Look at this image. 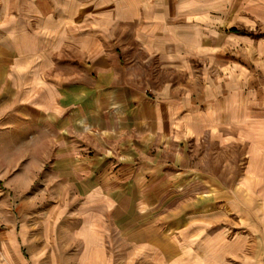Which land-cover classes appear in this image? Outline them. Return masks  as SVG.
<instances>
[{"label": "crops", "instance_id": "0c3cea01", "mask_svg": "<svg viewBox=\"0 0 264 264\" xmlns=\"http://www.w3.org/2000/svg\"><path fill=\"white\" fill-rule=\"evenodd\" d=\"M244 27L264 30V0H0V264L57 256L51 234L31 229L56 224L57 193L85 195L86 205L100 194L118 227L136 224L138 206L151 214L167 190L152 177L137 187L132 164L114 167L109 138L125 133L130 159L156 136L179 143L228 130V96L199 65L264 64V38L232 32ZM191 72L209 89H186ZM234 124L264 147V116ZM46 163L50 186L32 185ZM30 192L53 197L42 213H26ZM207 195L130 241L153 264H264V186L247 180ZM106 238L95 239L103 258Z\"/></svg>", "mask_w": 264, "mask_h": 264}, {"label": "rangeland", "instance_id": "374dc122", "mask_svg": "<svg viewBox=\"0 0 264 264\" xmlns=\"http://www.w3.org/2000/svg\"><path fill=\"white\" fill-rule=\"evenodd\" d=\"M232 32L248 35L254 41L264 38V30L260 28L244 27L240 30L233 28ZM230 54L228 51V58ZM233 60L228 59L227 71H224L221 65H206V62L199 65L201 69L204 68L206 78L213 82L217 81L216 84L220 85L223 93L228 96V130L212 132L203 130L200 136L188 135L184 142L179 143L173 140L166 142L156 136L146 155H131L130 159L122 149L126 141L123 137L126 136L125 133L108 139L110 144L106 145L105 153L110 158L111 164L114 167L128 163L134 165L138 169L136 171L140 173L136 178L137 187L143 184L145 186V182L154 180V185L158 189L162 186L168 191L165 192L163 200L149 211L151 214L145 218L144 208L138 206L136 210L130 211L131 217L138 219L136 224L129 226L125 218H121L118 227L113 221L116 214L113 215L112 211L96 203L100 194L90 196L86 205L85 195L57 193L56 224L51 227L39 225L31 228L36 233L51 234L49 243L57 256L52 259L41 258L37 264L51 262L52 264H153L143 249L140 250L138 244L130 241L134 235L144 232L146 228L144 225L150 220L160 217L167 209L175 210L177 207H184L183 205L189 207L199 197L202 202L208 201L209 191L213 193L223 187H237L247 180L249 185L264 186V147L257 145L255 135L251 137L250 134V139L244 138L241 132L233 127L234 123H240L241 119L251 120L264 116V64L256 66L250 62L244 65L238 63L235 66L233 62H236V59L233 57ZM171 68H169V76L172 78ZM154 70L160 71V67H154ZM193 78V72L185 75L186 89L207 90V83L199 80L202 78L201 74L196 76L198 79L196 83L193 82ZM200 100L206 99L200 98ZM239 101H244L246 104L236 109L235 107L239 106L236 102ZM248 108L249 113L246 117L244 112ZM97 149L94 145H90L86 152L92 156L97 154ZM48 164L43 165L42 172L39 177L38 175L35 177L32 185L50 186ZM150 177L152 178L149 179ZM132 180L134 182V179ZM134 196H139V193ZM25 197L30 200L26 203L28 214L42 213L44 206H48L47 197L53 198L38 192H30L25 194ZM103 233L104 237H108L104 241L107 258L101 256V248L95 242L98 237H103Z\"/></svg>", "mask_w": 264, "mask_h": 264}]
</instances>
